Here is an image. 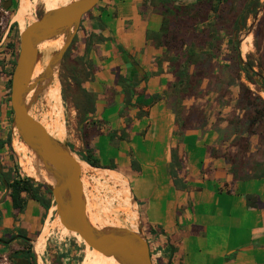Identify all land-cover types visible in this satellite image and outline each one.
I'll return each instance as SVG.
<instances>
[{"label":"crops","instance_id":"0c3cea01","mask_svg":"<svg viewBox=\"0 0 264 264\" xmlns=\"http://www.w3.org/2000/svg\"><path fill=\"white\" fill-rule=\"evenodd\" d=\"M162 19L157 0H101L85 20L86 30L80 26L75 36L79 49L77 57L88 60L93 69V78L86 80L84 85L96 101L93 120L100 124L98 129L102 131L92 142L101 156L117 154L120 150L111 145L107 132L122 130L131 119L132 137L129 143L121 145V151L128 153L131 149L142 165V174L133 181V190L140 204L149 203L159 211L156 224L163 227L164 237L174 245L173 264H264V208L252 209L246 199L247 194H254L264 200V177L236 181L232 174L234 162L230 157L237 153L234 141L238 133L229 119L237 116V110L217 101V90L207 91L205 95V90L199 88L203 96L198 105L206 111L207 121L203 129L192 127L185 131L179 143L176 104L173 98L167 97L171 94L170 62L165 59L164 49L148 39V32L160 29ZM101 21L106 25L101 34L103 40H92L88 46L86 31L99 29ZM11 24L16 25V30L0 33V59H4L7 74L0 76V109L8 115L6 123L12 117L9 74L18 53L21 33L18 21ZM9 40L14 42L12 50L7 46ZM119 45L130 53L129 61H124ZM162 59L160 70L158 62ZM137 74L141 77L139 85L134 88L133 96L128 95L125 87L130 83L124 80L127 77L134 80ZM155 93L164 97L152 105L132 107L140 94ZM140 110L148 115L137 118ZM74 111L78 124V110L74 108ZM7 134L6 129L0 131V139L7 138ZM177 147L181 157L185 153L189 156L186 203L190 206L178 219L166 175L172 162V149ZM217 153L224 158H216ZM243 171L251 173L249 168ZM2 174L0 172L1 181ZM229 182L232 183L231 192H220ZM1 186L0 183L3 196L6 185L5 190ZM5 199L0 203V239H7L19 228L34 234L36 224L45 214L41 205L30 199L25 211L20 212ZM53 214L51 207L45 221Z\"/></svg>","mask_w":264,"mask_h":264},{"label":"trees","instance_id":"16d2710c","mask_svg":"<svg viewBox=\"0 0 264 264\" xmlns=\"http://www.w3.org/2000/svg\"><path fill=\"white\" fill-rule=\"evenodd\" d=\"M229 1L205 0L200 1L194 6L182 7L176 5L175 1L172 0H157V7L162 12V25L158 31L148 32V39L154 40L158 48L162 47L166 55L175 53L169 59L172 80L169 83L171 94L167 97L173 98L176 104L174 113L176 115V125L180 127L179 133L181 136L179 143H181V138L184 136L185 131L192 127L203 129L207 121L206 111L198 105L200 98L203 96V93L198 91L199 88L205 90V95L209 93L207 91L217 90L216 93L218 95L216 100L224 102V104L226 103L225 105L233 106L238 113L236 117L229 119L230 124L238 133L234 141L237 153L235 156L230 157V160L234 162L232 174L236 178V181L238 179L240 181H246L250 178L260 179L264 177V165L261 164L255 165L253 169L250 168L251 173L249 171H243L248 168L246 166V160L252 153L253 146L255 144L257 146L264 144V99L241 82V73L244 72L250 82L259 86V90L260 88L264 89V79L258 81L257 74L253 72L252 64L249 62L247 64L242 63L239 55L238 34L244 28L240 19L242 18V14H246V16L249 13L256 14L257 10L253 9L250 11V4L246 3L243 7L235 8L229 13L226 17L225 26L220 25L218 27L219 23L217 25L215 24L221 20L223 11L227 12L229 10ZM258 4L257 1L252 6H257ZM97 7L98 4L89 13L84 15L81 23L82 30H86L84 22ZM199 27L202 28L201 31H199ZM221 29H225L227 35L233 39L231 43L232 67H228V79L224 89L217 88L220 81L215 74L214 66H212L216 57L215 50H217L218 43L221 42L220 36L217 34ZM104 30H106V25L101 21L99 29L86 31L88 46L92 44V40L102 41L103 37H101V34ZM261 31L258 28L255 32V46L258 51H260L258 43L262 37ZM214 33L217 35L212 39L211 34ZM187 35L191 36L188 37ZM172 36L173 39H171ZM7 46L9 50H12L14 48V42L9 40ZM207 46L212 48V53H208L205 57H202L203 54L198 52L197 49L206 48ZM118 50L124 61H129L130 53L125 51L120 45ZM78 52V42L75 38L62 62V71L66 78V82L63 83L64 95L72 106L78 110V126L83 134L84 149L72 148V150L92 167L113 170L123 174L130 180L133 188V181L142 174V165L134 156L131 149L128 153L121 151V145L123 143H129L132 137L130 128L132 121L129 118L122 130L107 132L111 145L120 151L117 154L101 156L92 142V138L102 132L101 129H98L100 124L93 120L96 112V101L84 85L86 80L93 78V69L89 65L88 60L84 61L77 57ZM261 57L263 58V55ZM16 60L17 56L14 57V66H16ZM162 62L163 59L158 62L160 70ZM262 64L263 62H260V68H262ZM134 69L136 70L135 67ZM192 69L194 71H191ZM13 72L9 74V95H11ZM0 76H7L4 69V59L0 61ZM140 79V74H137L134 80H130L128 77L124 80L125 83L128 81L130 83H128L130 86L125 87L128 95L130 93L133 96L134 88L139 85ZM163 97L164 95L158 93L150 95L140 94L136 99V104H131L128 99V105L131 104L133 108L136 105L140 107L152 105ZM50 109L53 113L50 120L54 124L56 122V114L52 107ZM11 114H13L12 109ZM143 115L148 114L140 110L136 117L140 118ZM10 145V135H8L6 141L0 139V151L6 146L10 147ZM178 148L172 149V162L166 173L169 180L170 198L174 202L176 219L179 218L184 210L190 207L186 203V197L189 191V185L186 181L189 156L185 153L181 157L178 153ZM216 158L224 157L217 153ZM14 165L17 170V163H14ZM6 185L9 188V192L5 201H10L15 210L24 212L28 203L26 198L28 197L34 200L44 209L45 214L42 222L45 221L46 212L52 207L53 201L51 190L47 186L35 183L32 179L19 172H16V176L14 177L8 176ZM231 187V182L225 183L224 188L220 192L229 194L232 190ZM246 199L252 209L264 208V200H261L258 195L247 194ZM140 202H143V200H140ZM157 226L159 227L160 224H156L155 228H152L151 233L155 234L157 232ZM70 234L76 237L74 231H71ZM24 244L30 248L29 243L24 242ZM29 252H31V248Z\"/></svg>","mask_w":264,"mask_h":264},{"label":"rangeland","instance_id":"374dc122","mask_svg":"<svg viewBox=\"0 0 264 264\" xmlns=\"http://www.w3.org/2000/svg\"><path fill=\"white\" fill-rule=\"evenodd\" d=\"M66 1L73 0H59L58 5L62 6ZM175 1L176 5L182 7H189L197 5L200 1L205 0H172ZM258 1L257 6H252L254 2ZM35 2V3H34ZM49 0H17L15 5L12 8H8L11 13L9 16L4 14L2 11L0 12V23H3L4 32L5 29L14 21L17 23L16 15L20 10H27L32 6L30 14L26 16V20L32 23L35 19H39L42 14H44L48 9ZM45 3V4H44ZM250 4V11L256 9V14L249 13L242 14V18L240 19L241 24H243L244 28L241 33L238 34L239 44L241 46L242 41L249 35L253 37V48L251 51H247V53H243L242 55L244 60L252 64L253 70L261 76H264V0H230L228 4L229 10L223 11L221 20L216 22L215 24L218 27L221 25H226V17L232 12L235 8H241L244 4ZM225 10V9H224ZM228 13V14H227ZM192 15V14H191ZM249 24V25H248ZM10 25L9 30H16V26ZM260 28L262 37L259 39L260 51L257 50L255 46V32ZM199 31L202 28L199 27ZM219 34L221 42L218 43L217 50H215L216 57L212 66L215 68V73L217 74L218 80L220 81L218 89L225 88V83L228 79V67H232L231 60V43L232 38L227 35L226 30H219ZM217 34H211L212 39ZM190 37L191 35H187ZM173 39V36L171 37ZM19 45H20V36H19ZM58 49H53L49 57L47 58V63L51 57V55L57 51ZM198 52L203 54L202 57H205L206 54L212 53V48L207 46L206 48H198ZM262 52V53H260ZM19 54V47L18 53ZM174 54H169L165 56L166 60H169L173 57ZM263 55V58L261 57ZM40 54V58H41ZM12 59V57H10ZM2 58L0 59V61ZM40 60V59H39ZM210 61V60H209ZM63 62V61H62ZM230 62V63H228ZM263 62L262 68H260L259 64ZM46 63V65H47ZM15 64H13L11 73L15 69ZM5 68V67H4ZM8 71V70H7ZM191 71H194L193 69ZM254 72V73H255ZM255 73V74H256ZM57 79V88L50 99L47 108L44 107L43 102L44 94L47 91L40 93L33 103L32 113L35 114L37 118L43 121L46 125L49 124L50 119L52 118V111L50 107H55L57 112L61 110V123L65 129V136L60 141L65 143L69 148H78L84 149L83 145V134L79 131V127L77 121L75 119V111L72 104L64 95L63 83L66 82V78L64 76V72L62 71V64L60 68L56 71ZM257 80L259 77L257 76ZM70 81V80H69ZM241 82H243L247 87H249L252 91L259 94L264 99V89H258L259 86H256L252 82H250L244 72L241 73ZM216 88V89H217ZM60 92H59V91ZM31 94L29 96V100L32 99ZM60 104V105H59ZM48 109V110H47ZM13 115V114H12ZM49 115V116H48ZM6 112L0 109V131L6 129L9 131V135L11 138V145L4 147L0 151V172H2L3 181L2 190H5V185L7 184L8 176L14 177L16 176V172L21 173L22 175H27L23 169V165L21 164V157L17 153L15 149V142L18 139L16 135L12 132V117L9 123H6ZM50 117V118H49ZM57 121L52 124L53 132L57 127ZM9 126V127H8ZM6 127V128H5ZM8 135V134H7ZM7 138L3 140H7ZM252 153L247 157L246 166L250 169H253L255 165L261 164L264 165V144H259L258 146L255 144L253 146ZM74 154L80 159L79 155L72 150ZM4 162V163H3ZM14 163H17L18 169L14 167ZM90 168V167H89ZM120 175L121 181L111 179L112 174L107 170H103L100 168H90L88 169L84 175V186H85V195L88 204V212L91 218V223L94 226H99L100 228H125L138 232L139 230L144 233L146 237H149L151 256L154 264H167L170 254V248L168 246V240L164 237L163 227L157 226L156 233H151L152 228L156 226V214L155 207L151 204H140L136 197L135 191L133 190L129 179L125 178L123 174L117 172ZM4 188V189H3ZM27 197V196H26ZM128 197V198H127ZM126 199L129 200L130 205L127 204ZM27 201L30 199L27 197ZM55 205L52 206L53 216L52 221L56 220V210L54 209ZM99 212V213H98ZM45 213V212H44ZM42 210V215L44 214ZM44 216V215H43ZM105 216V217H104ZM28 217V216H27ZM26 217V218H27ZM59 218V217H58ZM48 219L42 222L39 221L36 224L34 229V234L30 235L31 242L30 247L34 249V253L36 256L37 264H86V260H88L91 256L93 257L94 264H106L104 255L99 253L96 250H92L84 244L83 239L75 232L76 237L72 234L64 233L65 229L68 227L63 226L60 219L57 221V225L49 230V236L46 243V247L44 250H41L38 246V254L35 249V241H37L40 234L43 232L44 228L47 225ZM60 225V226H59ZM159 225V224H158ZM63 226V227H62ZM66 227V228H65ZM137 227V229H134ZM63 229V230H62ZM66 229V231H67ZM17 232V231H16ZM15 233V231L13 232ZM11 235L9 234L6 238L8 239ZM9 241V240H8ZM24 243L14 242L11 244V249L19 248ZM0 248L2 245L0 244ZM4 250L0 252V264H9L5 260L6 255L9 253V247H4Z\"/></svg>","mask_w":264,"mask_h":264},{"label":"water","instance_id":"95a60500","mask_svg":"<svg viewBox=\"0 0 264 264\" xmlns=\"http://www.w3.org/2000/svg\"><path fill=\"white\" fill-rule=\"evenodd\" d=\"M100 1L73 0L57 9L46 11L20 33L19 54L11 79L12 132L36 154L46 173L53 178V184H50L36 180L26 173L35 183L45 185L51 190L56 215L64 226L76 232L90 249L106 257H113L122 264H154L150 243L141 230L136 232L125 228H100L91 223L85 195V174L82 169L86 162L79 159L69 146L53 137L42 121L32 115V106L38 95L54 83L56 71L72 45L84 15ZM59 38L63 39L62 47L51 55L43 73L33 79L40 59L41 44ZM239 55L242 63L247 64L242 57L240 44ZM256 74L258 81L264 79V76ZM31 94L32 99L29 100ZM86 164L90 168H96ZM8 189L6 185V192L0 203ZM0 242L6 243L2 239ZM168 243L170 254L167 264H173L175 249L170 240Z\"/></svg>","mask_w":264,"mask_h":264},{"label":"bare ground","instance_id":"6f19581e","mask_svg":"<svg viewBox=\"0 0 264 264\" xmlns=\"http://www.w3.org/2000/svg\"><path fill=\"white\" fill-rule=\"evenodd\" d=\"M58 1L59 0H49L47 11H51V10H54V9H57V8L61 7L57 3ZM69 2L70 1H66L63 5H66ZM31 9H32V6L29 7V9H27L25 11L24 10H20L17 13V15H16V19L18 20V22L20 24V27H21V33L24 32L26 30V28L32 24V23H30V22H28L26 20V16L30 14ZM62 45H63V39L62 38H59V39H56V40H52V41H47V42L41 44L39 49H40V52H41L42 56H41L40 60L37 63L33 79H37L43 73V71L45 69V66H46V63H47V58L49 57L50 52L53 49L61 48ZM253 47H254L253 46V37L251 35H249L241 43V52L243 51V53L244 52L247 53L248 49H249V51H251ZM57 82L58 81L55 78L54 83L52 84V86H50L47 89V91L45 92V94H44V100L45 101L43 102V105H42L43 107H44V103H45V107L47 108L50 99L53 97V95H54V93L56 91ZM52 109L55 111L56 121L58 123L55 131L53 132V126H52L51 120H50L48 125H46L43 121H42V123L44 124V126L46 127L48 132L53 137H55L58 140L59 139L61 140L65 136V129H64V126L61 123V119H60L61 115H62V112H61V110L59 112H57V109L55 107H52ZM32 115L34 117H36L35 114L32 113ZM15 149H16L17 153L21 157V164L23 165L24 171L29 176L35 178L36 180H40V181L42 180V181L48 182L50 184H53V178L46 173L45 167L42 164V162L39 160V158L36 156V154L24 142H22L20 139H17L16 142H15ZM82 169H83V173L84 174L86 173V171L88 169L90 170L89 166L86 163H83ZM108 172H110L112 174L111 179L121 181L122 177L120 175H118L116 171L109 170ZM126 202H127L128 205H130V202H129L128 199H126ZM54 209H56V207ZM50 213H51V210H50ZM57 219L59 220L58 216L56 217V220L54 222H50V220L52 221V216H51L48 219L47 225L44 228L43 232L40 234V236L38 237L37 241H35V249H36V253L37 254H38V247L41 250L45 249L46 243H47V240H48V236H49V230L51 229V227L53 228L55 225H57V221H58ZM60 225H61V222H60ZM66 229H65L64 233L66 232V233L70 234L71 230L68 228L67 231H66ZM134 229H135V227H134ZM104 258H105L106 264H122L121 262H119L118 260H116L113 257L104 256ZM86 264H94L92 256L88 260H86Z\"/></svg>","mask_w":264,"mask_h":264},{"label":"flooded vegetation","instance_id":"af4514ba","mask_svg":"<svg viewBox=\"0 0 264 264\" xmlns=\"http://www.w3.org/2000/svg\"><path fill=\"white\" fill-rule=\"evenodd\" d=\"M16 2H17V0H0V12L2 11L4 14L9 16L11 13L7 9L12 8ZM6 6L8 7L7 9H6ZM12 26H16V25L13 24ZM9 27H10V25L5 29L4 32L9 30ZM3 28H4L3 23L1 22L0 23V33L3 32L2 31ZM9 31H11V29ZM17 58H18V55H17ZM16 62H17V60H16ZM0 183H2L1 180H0ZM8 192H9V189H8ZM7 195H8V193H7ZM1 198H2V195L0 194V199ZM20 230L24 231L23 229L19 228L18 231L11 234V236L8 239L2 238V240H4L6 242V243L0 242L2 247H9L10 248L11 244H13L14 242H21V243L27 242L30 244L31 237L29 236V234H27L28 232L27 233L21 232ZM30 248H28V246L25 244H23L22 246H19V248H16V249L10 248L9 253L6 255L5 259L7 262H9V264H37L34 249L32 247L31 252H29ZM0 252H1V248H0Z\"/></svg>","mask_w":264,"mask_h":264},{"label":"built area","instance_id":"2783aa9c","mask_svg":"<svg viewBox=\"0 0 264 264\" xmlns=\"http://www.w3.org/2000/svg\"><path fill=\"white\" fill-rule=\"evenodd\" d=\"M6 258V257H5ZM6 260V259H5Z\"/></svg>","mask_w":264,"mask_h":264}]
</instances>
